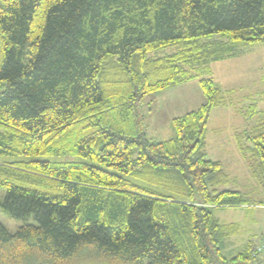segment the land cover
<instances>
[{
    "label": "trees",
    "instance_id": "1",
    "mask_svg": "<svg viewBox=\"0 0 264 264\" xmlns=\"http://www.w3.org/2000/svg\"><path fill=\"white\" fill-rule=\"evenodd\" d=\"M258 42L264 0H0V208L36 222L0 223V264H228L214 210L264 202L207 159L211 65ZM193 80L205 103L149 139L134 109ZM238 140L264 193V110Z\"/></svg>",
    "mask_w": 264,
    "mask_h": 264
},
{
    "label": "rangeland",
    "instance_id": "2",
    "mask_svg": "<svg viewBox=\"0 0 264 264\" xmlns=\"http://www.w3.org/2000/svg\"><path fill=\"white\" fill-rule=\"evenodd\" d=\"M241 58L211 65L212 77L226 93V105L212 111L207 124V159L219 161L232 182L229 190L240 191L252 203L264 202V193L252 181L248 162L240 152L238 137L259 123L264 110V44L258 42L242 47ZM168 49L158 54H172ZM205 98L199 81L173 86L169 89L146 95L134 109V119L143 126L147 137L163 142L175 136L171 126L174 118L197 110ZM5 191L0 190V202ZM214 215L221 223L236 224L237 232L227 239L222 247L228 264H244L234 258L251 243L253 250L264 241V208L216 209ZM0 223L10 232L16 233L25 225H35L33 218L17 220L0 208ZM254 263L264 264V251L257 254Z\"/></svg>",
    "mask_w": 264,
    "mask_h": 264
},
{
    "label": "built area",
    "instance_id": "3",
    "mask_svg": "<svg viewBox=\"0 0 264 264\" xmlns=\"http://www.w3.org/2000/svg\"><path fill=\"white\" fill-rule=\"evenodd\" d=\"M257 250L259 253L264 251V241L262 242L260 246H258Z\"/></svg>",
    "mask_w": 264,
    "mask_h": 264
},
{
    "label": "crops",
    "instance_id": "4",
    "mask_svg": "<svg viewBox=\"0 0 264 264\" xmlns=\"http://www.w3.org/2000/svg\"><path fill=\"white\" fill-rule=\"evenodd\" d=\"M238 58H241L240 56H238V57H235V58H230V59H227V60H225V61H221V62H223V63H225V62H229V61H231V60H236V59H238ZM220 62V63H221ZM220 85V84H219ZM221 86V85H220Z\"/></svg>",
    "mask_w": 264,
    "mask_h": 264
}]
</instances>
